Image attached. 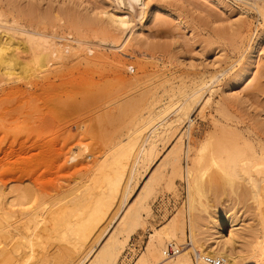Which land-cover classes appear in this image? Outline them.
<instances>
[{"label": "rangeland", "instance_id": "374dc122", "mask_svg": "<svg viewBox=\"0 0 264 264\" xmlns=\"http://www.w3.org/2000/svg\"><path fill=\"white\" fill-rule=\"evenodd\" d=\"M59 1H62L65 6L69 7H73L74 4H80L82 2L80 5V9L82 7L92 6L91 0H69L70 2L68 0H31V5L32 7H34L35 12L29 18L23 20L22 23L25 25H28L30 23L36 24V22L40 20L41 17L43 18V15H41V13H43L45 9L47 10L49 7L54 6V4L56 6L57 3H60ZM253 1L256 5L253 3ZM219 2H221L223 5L220 6L216 2L213 3L212 1L209 2L205 0H154L153 2H151V4H149V7L151 9L150 12H152L154 8H157L158 11L155 14L156 16L150 20H148L149 18L145 19V21L143 20L144 25L141 29L140 27L137 28L140 25H137L138 23L137 21H135L132 30L133 32L141 31V38L147 41V43L159 45V50H145L144 52L146 56L151 55V57H155V60L149 58L148 56H137L136 54L134 55L131 51H128V56L121 58L122 61L125 60L123 62H126L127 64L125 67H119L117 65H121V63L115 64L110 60L112 65L114 63V65L117 66L116 68L115 66L111 67V64L108 63L110 62L109 59H101L102 61H97L101 64L95 63L94 65L93 61L86 63L81 59V62L79 60L81 56H76L68 60V62L70 61L71 63H68V65L65 63L67 61H62L64 63H62L61 61L50 62L51 65L46 66L43 69L41 68L42 71L40 69V73H35L40 76L39 78L37 77V79L36 77L32 78V76H29V78L26 77V80H24L25 78L16 79L12 74L9 76H5L6 78L4 77L5 79H2L3 81H0V174L2 173V175L4 176L3 177L2 175H0V186L2 179L6 180L5 178H7V183L8 181H10L8 180L10 179L9 177H11V179H14V175H16L15 180H11L10 182H8L9 186L11 185L15 187V185H22L23 187L24 185L28 186L31 182L37 183L38 186L43 185L44 190L42 189V193L46 194V196L48 197L51 196V200L53 202L61 200L63 201V198L65 197L63 195H67L70 199L74 196L79 195V193L83 192L86 187H91V189L93 190L95 186V189L92 191L94 195L91 194L93 196H90V198L93 197L92 199H94L100 194V186L102 185L101 179L103 174L109 173V171L114 167V165L112 167L111 164L114 163V159H116V157L118 156L116 152L119 153L120 151L124 153L126 151L127 146L124 145L125 143L118 142L121 139H127L126 134L128 135L129 132L135 129V124L137 123L138 119L141 118L142 113H144V107H146L145 104H149L154 96L159 97V99H161V103L167 102L169 100V95H171L172 92L164 90L168 89L169 86L176 87L179 84L181 85L183 82H188L195 75L203 72H206V74L217 73V75H219L220 73L221 75L218 76V80L219 82L223 83V81L229 78L233 80L235 72L242 69V67V70L248 71V68H250L249 63L242 62L245 61L244 57L247 51L254 47V43L257 40V37L261 33H264V0H220ZM153 3L154 5H152ZM157 3L159 5H156ZM2 8L4 9L3 6L0 7V9ZM9 11V9L6 10V12ZM150 12H148V15L150 14ZM160 47H162L161 50ZM112 52L108 50L109 54H116L114 51ZM254 54V65H252V69H250V72L238 83L231 84V92L229 94L230 96H225V98L223 97L221 99L219 96L220 93H213L211 96L212 100L205 106V108L201 109L203 101L208 97V94L205 93L203 101L195 105L190 112L189 119L191 120V123H188V121L182 123L181 126L170 132L171 136H169L170 134L168 135V140L166 137L164 140L160 142L158 141L159 143L157 142L159 144L158 150H161L162 143H166V141H168L164 149L157 156L155 164L150 166L146 170V172L143 173L142 178L141 176H139L143 172L141 163L139 165H134L135 167L137 166L135 170L136 172L134 180L138 178L139 181L135 191L133 192V196L139 192L138 188L143 185L144 181L147 177H149L151 172L153 171L154 173L157 168H159V165H161L162 161L164 160L167 151L171 147V144H174L176 141L178 142V137H182L181 139L179 138L181 140V143H183L184 148V153H182L180 161L181 177L173 178L174 185L173 188H170V186L168 185V180H170L169 172L167 170H164L163 172L161 171V173H159L157 178H160V176H163V178H160V180L157 179V184L159 185L156 186V192L155 194L151 195L147 201L150 209L149 215H143V223L140 226H137L136 229L130 233L129 239L125 243V246L116 264H120V261L122 260L124 255L129 251V244H131L132 242H136V240L138 241L136 243L142 244V248L137 254H133L130 259V264H134L137 257L143 252H146L147 255L149 254L148 256L153 257V259L157 258L160 253L158 252L159 250H156L157 247H153L154 249L150 248L151 250L147 248L149 234L155 228H159L161 225L165 224L178 212H181L185 218L187 217L186 212L188 210L187 204L189 203V201L187 202L188 189L186 184L185 168L186 165L190 166V159L185 156L186 148L188 147V145L191 148H195L198 143L203 142L209 132L213 135V139L211 141V143H213V147L210 149L211 151L209 150L204 154L201 163L197 166V185L195 192L192 193L191 198V206L193 205L191 207V211L195 216V220L197 222L196 224H199L197 226L202 228V223L205 224V219L208 218L209 215L215 217L219 214V212L221 213L228 211V214L232 215L233 213L236 223H238L239 226H246L245 228H248L249 226L256 224L258 211L255 210V207L257 206V203L255 202H257V198L255 199L253 198L252 194L250 195V193L244 192L242 185L243 182L241 181V179H239V177H227L225 172L221 171V168L223 166L219 162L220 159L225 160V157L222 156L223 150L231 153L228 159L234 157L236 160H239V157H243L249 149L241 143H264V34L262 41L255 48ZM77 58H79L78 61ZM73 60L76 62H73ZM96 60L98 59H95L94 61ZM239 61H241L242 64ZM84 63L86 67L83 66ZM72 64L74 65V67ZM63 65L65 66L61 67ZM246 66L248 68H246ZM54 67L57 71L54 70ZM71 67L75 69L79 68L80 72L83 70H87L89 67L88 71H90V73H93V77L96 83L95 88L91 89L90 84H85L86 87L80 90L82 94H89L90 91L94 90V94L93 92H90L92 93L91 96L93 98L88 94H83L89 97L88 100L91 99L89 101L92 105L88 104L89 102H87L89 106L86 105L87 108L86 106L83 107V105H85L84 101H88L86 99L87 97L84 96L85 100L82 101L79 98V96H81V93L80 95L79 93H77L75 95L79 96L77 97L74 95L73 97L76 98L75 102L79 100L76 104H79V102H81V104L83 103V108L81 107L83 110L79 109V105H81L79 104L78 106H76L78 107V112H75L76 109H71L73 112L70 110L68 113L65 112V106L69 103L67 101L71 99H69V96H67L68 99H66V95L58 90L59 81L55 78H52V75H54V73L58 75L63 72V70ZM98 67L100 68L98 69ZM113 67L116 68L115 71ZM57 68L62 69L59 70ZM105 71L106 73H103ZM223 71L224 73H221ZM154 74H157V76H155ZM223 74L224 77L222 76ZM43 76L45 78H42ZM47 76L50 77L48 78ZM107 79H110L112 81L110 82L109 80V82L107 83ZM166 79H168V82H166ZM105 82L106 85L111 88L107 87L105 85ZM100 85L103 87H107V89L104 88V90H109V93L105 91V93H108L109 95H103L104 91L102 89L101 92ZM96 86H98L99 88H97ZM97 91L103 93L102 95L105 98L102 96L97 100ZM223 95L221 94V96ZM62 96L65 97L63 98ZM218 98H220L221 100H216ZM125 100L128 101V103H125ZM71 101L74 102L73 98ZM106 101L109 105L111 102L112 105L113 103L115 105L109 106L107 105ZM217 101L221 102L222 104L220 105V109L218 111H215ZM132 103L135 105H133L135 110L131 107ZM123 104L125 105V108L123 107ZM71 105L72 103L70 104V106ZM99 105L100 108H98ZM138 105L139 108H136L138 107ZM104 106L105 110L103 108ZM141 107L142 109L144 108L143 111ZM71 108L73 107L71 106ZM118 108L120 109V111L117 110ZM66 113H68V116L66 115ZM173 115V112H169V114H167V117L162 120L161 123L163 124L166 120L171 119ZM54 118L56 119V121ZM162 124L159 125V129L160 127H162ZM32 129L35 131H39L38 136L35 135V131L34 134H31L33 133ZM185 131L186 133H188V135L190 134L188 138L186 137L187 135H183ZM23 132H26L25 135ZM27 133L29 135H27ZM145 134L147 136L148 131H145L143 133V135L141 136L142 140L145 137ZM14 136L19 137L15 138ZM58 137L60 139L61 137H63L65 138L64 140L68 142L66 143L64 140L60 139L57 140ZM14 138L16 139V141ZM67 138L69 139L67 140ZM39 141L42 144H40ZM63 142L65 143L61 144ZM30 143L32 144V146L29 147ZM218 143L229 144L220 146ZM36 144L40 147L42 145L41 148L43 150H41L40 147H37ZM24 145H27V147H25ZM33 146L34 148L37 147V150L36 148L34 149ZM18 149L22 151V153ZM24 149H27V151ZM115 149L118 151H116ZM9 150L10 152H12L10 153ZM32 151L35 152V154ZM71 152H73L74 154L72 153L73 157L71 156V158L69 159ZM211 152H213V160L211 159ZM31 155L33 156L31 157ZM190 155L192 156L193 154L190 153ZM24 156L25 158L27 156L28 158L31 157L29 159V163H27L28 159H26L24 163L25 158H21ZM39 156L44 157H41L42 159L40 160ZM109 156L111 159H109ZM73 159L76 160L73 161ZM30 160L33 161V165L36 168H33L34 166L31 168L32 162H30ZM46 160L47 163H45ZM69 160H72L73 162ZM105 160L109 161L108 165L112 168L108 169L106 167L107 163H105ZM17 161L20 165H22H16L15 167L14 162L17 164ZM77 161L78 164L76 163ZM103 163L106 166H103ZM26 164L27 167L29 166L31 169L29 167L27 168ZM73 164L74 166H76L72 167ZM41 166H43L44 169L41 168ZM17 167H20L19 170L23 167L22 171L24 172H22L21 170L20 171L22 173L18 172L19 170ZM24 167L27 170L29 169L32 171H27L28 173H30L27 177H25L27 173ZM103 167L105 168V170L101 169ZM13 168L18 171L14 170ZM9 169L11 170L12 174H10L11 172H9ZM12 170L14 172L16 171V174ZM34 170H36L37 172ZM38 171L40 173H38ZM55 171L59 172L57 173ZM47 172L48 174L44 175V173L46 174ZM31 173L36 177H33ZM34 173H38V175ZM62 173H64L65 175ZM17 174L19 177L17 176ZM110 175L111 177L115 175L113 170H111ZM22 177H24V179L21 181ZM40 177L42 178V180H38V182L37 180H33L34 178L41 179ZM27 179L29 180L27 181ZM16 180H18V182ZM95 180L96 182L94 183ZM25 181L27 183L29 182L28 185L25 184ZM12 183H15V185H12ZM69 192H71L70 194L75 195H68ZM53 195H55V197ZM67 196L66 198H64L65 202L69 200L67 199ZM122 197H124L123 191L118 193L117 203L114 205L113 211L111 212L109 217L104 221L97 232L94 233L90 240L84 243V248L82 244V248L79 249V251H76L78 253H76L74 249V246L78 245L74 240H70L69 242L67 241V243L51 236V240H42V242L38 244V246L35 245L37 249L41 247V251L43 252H41L40 249L37 250V252L34 248V255L36 257H39L43 256L39 254L44 253V255H46L48 253V255H46V258H44V260L46 259L48 262L45 261L44 264H48L49 262L53 261L51 260L54 259L53 257H55L59 261H62L63 263L67 261L66 264H70V261L71 264H80L82 258L93 245H95L98 241L103 244L110 236L112 231H114V229L118 227L120 216L125 208V204L122 205ZM251 198H253V201H251ZM119 205L121 206L119 207ZM121 207L123 208V210ZM115 213L117 214L113 215ZM187 230V227H185V237L183 239L184 241L182 242H188L190 239L188 238L189 231ZM228 230L229 228L225 227V234L228 233ZM175 241L176 239H171L170 241L168 239H164L162 241V247L165 249L167 244L173 243L175 246L178 244V248H181L182 250V247H184L183 245L185 243L181 242V244L178 240L177 243ZM98 245L99 242L97 243V246ZM57 246H63V248ZM64 246L66 247V252L63 250ZM55 248H60L62 250L59 251L56 249L58 252L57 253ZM145 249H147V251H145ZM54 251L57 254H55ZM152 251H154V253ZM185 251L187 252L191 262H194L195 259L192 256V250L189 247H186ZM63 252L66 253L68 257H65L66 254H64ZM37 254L39 256H37ZM62 254L64 256H62ZM23 255L22 256L26 258V255ZM154 261L150 260V264H154ZM22 262L23 261L21 260V262H17V264H20Z\"/></svg>", "mask_w": 264, "mask_h": 264}, {"label": "bare ground", "instance_id": "6f19581e", "mask_svg": "<svg viewBox=\"0 0 264 264\" xmlns=\"http://www.w3.org/2000/svg\"><path fill=\"white\" fill-rule=\"evenodd\" d=\"M153 1L154 0H91L92 6L82 7L81 9H80V5L82 2L76 5L74 4L73 7H69V6H65V4L62 1H61L62 3L59 1L60 3H57L56 6L54 4V6L49 7L47 10L45 9V11L41 13V15H43V18L41 17V19L38 20L36 24L30 23L28 25H25L22 23V21L29 18L35 12L34 7H32L31 5V0H0V5H1L0 7L3 6L5 9V11L3 8H2L3 10L0 9V81L2 79H5L6 78L5 76H9L11 74L16 79L25 78L24 80H26V77L29 78V76H32V78L36 77L37 79V77L39 78L40 76L35 73L37 72L40 73L44 67L51 65L50 62L67 61L65 63L68 65V63H70V61L68 62V60L76 56H81L80 59L77 58V61L78 59L80 61L82 59L83 62L85 61L86 63L93 61L94 65L95 63H98L97 61L101 59L102 60L109 59V61L111 60L115 64L121 63V65H117L119 67H125L127 65L126 62H123L125 60L122 61L121 58L128 56V51L129 52L131 51L134 55L136 54L137 56L139 55L142 57L148 56L149 58H152L155 60V57H151V55L146 56L144 52L145 50H150V51L156 50V49L159 50V47H158L159 45L147 43V41L141 38V34H142L141 31L133 32L132 30L134 27L135 21H137L138 23L137 25H140L137 28L140 27L141 29L143 28V25H144L143 20L145 21V19L147 18H149L148 20H150L156 16L155 14L158 11L157 8L156 9L154 8V10L150 12L151 9L149 7V4H151V2ZM205 1H209V2L212 1L213 3L216 2L220 6L223 5L221 2H219L220 0H205ZM152 5H154V3ZM156 5H159V4L157 3ZM6 8L9 9L10 11L6 12L7 10ZM259 8H262V7H259ZM148 12H150L149 15H148ZM125 24H127L128 27H125L124 26ZM263 34L264 33H261L257 37V40L254 43V47H252L251 49L249 48L250 50L247 51V53L245 54V57H244L245 61L242 63H249L250 68L246 66V68H248V71H245V70H242L243 69L242 67V69L235 72L233 76L234 78L233 80H231V78L228 77L229 79L223 81L222 83V82H219L218 80V76L221 75L220 73L219 75H217V73L206 74V72L205 73L203 72L198 75H195L188 82L187 81L183 82L181 85L179 84L176 87L169 86L168 89L164 90V91L172 92L171 95H169V100L167 102L161 103V99H159V97L152 96L153 97L152 101L147 105L145 104L146 107L144 108L146 109V111L143 108L144 113H142V116L140 115L141 118L138 119L137 123L135 124L136 125L135 129L129 132L128 135L126 134L127 137L124 135L127 139H124V140L121 139L118 142V143H125L124 145L127 146L126 151L124 153L120 151L119 153L116 152L118 156L116 157V159H114V163L111 162L112 167L114 165L113 168L108 165L109 161L105 160L106 161L105 163H107L106 164L107 166L103 163V166H106L108 169L112 168L111 170H113L115 175L111 177L110 175L111 170L109 171L108 169L107 170L109 171V173L103 174L102 179H101L102 185L100 186L101 191L98 197H95L96 199L95 198L92 199L93 197L90 198V196L94 195L92 192L95 189V186H94L93 190L91 189V187H86L85 189L83 188L84 191L83 192L80 191L81 193H79V195L77 196H74L75 194L74 195L70 194L72 191L69 192L68 195L74 196L70 199L67 195H63L65 196L64 198H66L67 196V199H69L66 202L64 201L65 200L64 198H63V201L61 200V201L53 202L51 200L52 199L51 196L48 197L46 196V194L42 193L43 185L38 186L37 183H33V182H31L32 184L30 183L28 185L29 182L27 183L25 181L26 183L25 182L24 183L27 184L28 186L24 185L22 187V185H15V183L14 184L12 183V185H15L14 187L11 185L9 186L8 182H10L11 180H15L16 175H14V179H11V177H9L10 179L8 180L10 181H8L7 183H6L7 178H5L6 180H3L1 177L2 181H1V186H0V264H17V262H21V260L23 262L20 264H27V263L28 264H44L45 261L48 262L46 259L44 260V258H46V255H48V253L44 255V253L39 254L40 253L39 252L38 254L43 255V256H39L37 254V256L39 257H36L34 255V252H35L34 248L36 249V251L39 249L41 251V247L37 249L36 246H38V244H40L42 240L50 239L51 236L58 238L59 240L65 241V242L74 240L76 244H78L74 246L75 252L79 251V249L82 248V244L84 248L85 247L84 243L90 240V238L94 235V233L97 232L100 226L109 217V215L113 211L114 205L117 203L118 193L123 191L124 197H122V200H123L122 205L125 204V208L123 210V208L121 207L123 210V213L120 216L118 227L115 228L114 231H112V233L110 234V236L107 238L106 241L104 240L105 242L103 244L100 243V241H98L99 242L98 246H97L98 242L95 245H93L88 250V252L85 254V256L82 258V260L80 261V264H87V263L89 264H116L125 246V243L129 239L130 233L133 232L137 226H140L143 223L144 221L143 215L144 216L149 215L150 209H149V205L147 201L149 197L155 194L156 192V186L159 185L157 184L158 183L157 179L160 180V178H163V176L162 177L160 176V178H157L159 173H161V171L163 172L164 170H167L169 172L170 180H168L169 181L168 185L170 186V188H173V185H174L173 178L181 177L180 161H181L182 153H184L183 143H181V140H180L182 137H178L179 141L178 142L176 141L174 144H171V147L167 151L164 160L162 161L161 165H159V168H157V170L154 173L153 171L151 172L149 177H147L146 180L144 181L143 185H141L138 188L139 192L133 196V192L135 191L138 185V181H139L138 178L137 179L135 178L136 180H134V176L136 172L135 170L137 167V166L135 167L134 165H139L141 163L143 172L139 176H141L142 178L143 173H145L146 170L150 166L155 164V160L157 156L164 149L168 141H166V143H162L161 150H158V145H159L158 143L164 140L166 137L168 140V137L171 136L170 132L172 130L177 129L179 126H181L182 123L186 121H188L189 123L191 121L189 119L190 112L195 105L203 101L205 93L208 94V97L203 101L201 109L205 108V106L212 100L211 96L213 93H220L219 96L221 99L223 97L225 98V96H230L229 94L231 92L230 91L231 84L238 83L242 78H244L250 72V69H252V65H254L253 62H254V57H255L254 56L255 48L262 41ZM161 48L162 47H160V50ZM108 50H110L111 52L114 51L116 54H109ZM95 59H98V60L94 61ZM111 61L108 63L111 64ZM73 62H76V61L73 60ZM239 62L241 63V61ZM114 63L113 65L111 64V67L115 66ZM98 64H101V63H98ZM64 66L65 65L61 67H64ZM83 66H85V63ZM117 66L115 67L117 68ZM66 67H70V66H66ZM73 67L67 68L63 70V72L61 73L58 72L60 73L58 75L55 73L54 75H52V78H55L59 81L58 90L63 92V94L66 95V97L65 96L64 97L68 99L67 96H69L70 97L69 99L72 100L73 98L74 100V102L71 100L67 101L69 103L66 104L65 106L66 107L65 112H68V113L71 109L73 110L76 109L75 110L76 112L78 110V107L76 106L81 104V102H79V104H76L78 103L79 100L75 102L76 98L73 96L77 93H79L80 95L81 93L80 90L84 89L87 84L91 85L90 86L91 89L95 88V83H96L93 77V73L92 72L90 73V71H88L90 66L88 67L87 70H83L81 72L79 68L75 69ZM115 67H113L114 71L116 69ZM99 68L100 67H98V69ZM54 70H56L55 67H54ZM224 71L221 73H224ZM103 73H106V71ZM41 76H42V73H41ZM155 76H157V74ZM222 76L224 77V74ZM47 77L49 78L50 76H47ZM42 78H45V77L43 76ZM109 80L107 81V83L109 82ZM111 81L112 80H110V82ZM166 82H168V79H166ZM105 85H106V82H105ZM106 86L109 87L108 85ZM96 87L99 88L98 86ZM100 87H101V92L103 89L104 94L99 92L100 91L99 89V91H97L98 93L96 92L98 94V96H96L97 100L98 98H101L103 95H107L110 92L109 90H106L107 87H103L101 85ZM104 88L106 89L104 90ZM93 91H90V92H93ZM105 91H107L108 93L106 94ZM90 92L89 94L88 93H83V94H88L91 96L92 93ZM94 93L95 92H93V94ZM83 94L81 93V96ZM221 94L222 95L224 94V95L221 96ZM79 95H75V96L78 97ZM81 96H79L80 100L82 101L85 100L84 98L85 95H83L82 97ZM85 97H87V95ZM88 98L89 97H87L86 99L88 100ZM220 98L216 100L220 101L221 100ZM89 100L84 101L85 105H83V107H85L86 105L89 106L88 105L90 104ZM107 101L106 103L107 105H109ZM218 101L216 102L215 111H218L220 109V105L222 104L221 102H218ZM70 102L72 103L71 106L73 108H71ZM87 102L89 103L87 104ZM124 102L128 103V101L126 100ZM111 103L110 105H112ZM82 104L79 105L80 107L79 109L83 108ZM114 105L115 104L113 103L112 106ZM133 105L134 104L132 103V106H131L132 108H134ZM105 106L103 107L104 110H105ZM123 107L125 108L124 104H123ZM98 108H100V105L98 106ZM119 108L117 110L120 111ZM136 108H139V105ZM169 112H173L174 115L172 116L171 119L166 120L162 124L161 123L162 120H164L167 117V114H169ZM68 113H66V115ZM161 124H162V127H160L159 129L158 127ZM133 127H134V124H133ZM32 131L33 133L31 134H34L35 130L32 129ZM145 131H148V134L147 136L145 134V137L142 140L141 136L143 135ZM38 132L39 131H35L36 133L35 135L38 136ZM28 133L27 135L30 134ZM35 135H32V136H35ZM183 135L184 136L187 135L186 137L188 138L190 134L188 135V133H186L185 131ZM172 136H173V132H172ZM14 137L17 138L16 136ZM69 138H67V140ZM59 139L60 138L58 137L57 140ZM64 139L65 138L61 137L60 140H64ZM212 139H213V135L212 133L209 132V134L206 135L203 142L198 143L195 148H191L189 145L186 148L185 156L190 159V166L186 165V168H185L186 184H187V189H188L187 190L188 192L187 202L189 201V203L187 204L188 205L187 207L188 210L186 212L187 217L185 218L181 212H178L173 217H171L165 224L161 225L159 228H155L149 234L147 248L152 249L153 247L155 248L157 247L156 250L157 251L159 250L158 252H160L159 256L153 259V257L148 256L149 254L147 255L146 252H143L137 257L134 264H150V260L151 261L156 260L153 262L154 264H207L203 262L202 259L200 258L203 255H209V256L222 258L224 261V264H264V143H255V144L254 143H241L242 145L248 147L249 149L247 152L245 151L246 153L243 157H239V160L238 159L236 160L234 157H231L228 159L231 153H228V151L226 150L224 151L222 149L223 150L222 156L225 157V160H221V159L219 160V162L223 166L222 168L220 167L222 169L221 171L225 172V174L229 178L239 177V179H241V181L243 182L242 185H243L244 192H248L250 193V195L252 194L253 198L255 199L257 198V202H255L257 203L255 210L258 211L256 224L249 226V227L247 226L248 228H245L246 226L245 227L239 226V224L236 223L235 216L233 215V213L232 215L228 214L229 211L221 212V213L219 212V214L215 217L209 215L208 218L205 219V224L202 223L203 229L197 226L199 224H196L197 222L195 220V216L194 214H192V211H191V207L193 206V205L191 206V198H192V193L195 192L196 185H197L196 184L197 166L201 163L204 154L213 147V143H211ZM64 141L66 143L68 142L66 140ZM65 142L61 144H64ZM218 144L220 146H223V145L225 146L229 143H218ZM24 146L27 147V145H24ZM30 146H32L31 143L29 147ZM37 147H40V146H37ZM37 147H35L36 150H37ZM18 150H17V153H18ZM24 150L27 151V149H24ZM41 150L43 149L41 148ZM20 152L22 153V151ZM33 153L35 154V152ZM72 153L73 152H71L69 159L71 158ZM190 153H192L193 155L191 156ZM210 155H211V159L213 160V152H211ZM32 156L33 155H31V157ZM31 157L28 158L27 156L25 158L24 156L21 158H25V160L23 159L24 163L26 159H28L27 163H29V159ZM39 157L41 160L44 156L43 157L39 156ZM109 159H111L110 156H109ZM75 160L76 159H73V161ZM69 161H72V160H69ZM30 162H32V165H31V168H32L34 166L33 161L30 160ZM45 163H47V160ZM76 163L78 164V161ZM14 164H15V167L16 165H19V166L22 165V164L20 165L18 161H17V164L15 162ZM43 166H41V168L44 169ZM75 166L73 164L72 167H75ZM26 167H27V164H26ZM17 168L19 170L20 167H17ZM33 168H36V167L34 166ZM13 169L16 170L15 168ZM22 169L20 170L22 171ZM24 169L26 170V173H27L25 177H27L30 174L27 171L30 172L31 170L29 169L27 170L25 167ZM101 169L105 170L104 167ZM20 170L18 172H21ZM9 172H11V170ZM55 172L58 173L59 171H55ZM38 173L40 172L38 171ZM38 173H34V174L38 175ZM10 174H12V172ZM47 174L48 172L46 174L44 173V175H47ZM0 175H2V173ZM7 176H10V175H7ZM32 176L36 177L33 174ZM23 179L24 177H22L21 181ZM29 179H27V181ZM18 180L16 181L18 182ZM33 180H37L38 182V180H42V178L41 179L34 178ZM95 182L96 180L94 181V183ZM17 186H21V187H17ZM53 196L55 197V195ZM253 198H251V201H253L252 200ZM120 206L121 205H119V207ZM116 214L117 213L113 215H116ZM185 227H187L188 229L187 231H189L188 232L189 233L188 238H190L189 243H187V246L182 247V250L178 251V253L175 255L174 258L166 257V255L164 254L165 249L162 247L163 246L162 241L164 239H168L169 241L171 239L173 240L176 239L175 241L176 243H177V240L181 243L182 241H184L183 239L185 237V233H184ZM225 227L229 228L227 234H225V231H224ZM200 234L202 237L200 236ZM186 242H182V243H186ZM177 245L176 247H178ZM57 247L63 248V246H57ZM186 247H189L192 250L193 252L192 254L194 255L193 258L195 259L194 262H191L186 252L187 250L185 251ZM60 248L59 249L55 248V250L56 249L59 251L62 250ZM65 248L66 247L64 246L63 250L66 252ZM145 251H147V249H145ZM56 252L55 254L58 253ZM75 252H72V253H75ZM152 252L154 253V251ZM21 254L22 255L25 254L26 258H24L23 257L24 255L22 256ZM197 255L199 257H197ZM62 256L64 255L62 254ZM65 257H68V255L66 254ZM53 258L54 259H51L53 261L49 262L48 264H66L67 262V261L65 262L64 260L65 263H63L62 261H59L55 257ZM70 264H71V261H70Z\"/></svg>", "mask_w": 264, "mask_h": 264}, {"label": "built area", "instance_id": "2783aa9c", "mask_svg": "<svg viewBox=\"0 0 264 264\" xmlns=\"http://www.w3.org/2000/svg\"><path fill=\"white\" fill-rule=\"evenodd\" d=\"M136 242L138 241L136 240ZM136 242H132L131 244H129V248H128L129 251L124 255V257L120 261V264H130V259L133 256V254L134 253L137 254L141 250L142 244H138ZM187 243H189V241L186 242L185 245L183 246H187ZM180 250L181 248L176 247L173 243H169L166 245L164 254L166 255V257L171 258L174 257ZM197 257L199 256L197 255ZM200 258L202 259L203 262L207 264H224L222 258L209 256V255H203Z\"/></svg>", "mask_w": 264, "mask_h": 264}, {"label": "snow or ice", "instance_id": "6c2138e0", "mask_svg": "<svg viewBox=\"0 0 264 264\" xmlns=\"http://www.w3.org/2000/svg\"><path fill=\"white\" fill-rule=\"evenodd\" d=\"M125 19H126V18H125ZM124 26H125V27H128V25H127V24H125Z\"/></svg>", "mask_w": 264, "mask_h": 264}]
</instances>
